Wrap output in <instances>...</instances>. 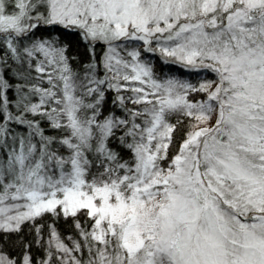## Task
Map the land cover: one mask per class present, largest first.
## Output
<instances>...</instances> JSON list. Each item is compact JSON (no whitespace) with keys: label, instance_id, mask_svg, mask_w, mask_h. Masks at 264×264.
I'll return each mask as SVG.
<instances>
[{"label":"snow or ice","instance_id":"snow-or-ice-1","mask_svg":"<svg viewBox=\"0 0 264 264\" xmlns=\"http://www.w3.org/2000/svg\"><path fill=\"white\" fill-rule=\"evenodd\" d=\"M0 264H264V0H0Z\"/></svg>","mask_w":264,"mask_h":264}]
</instances>
